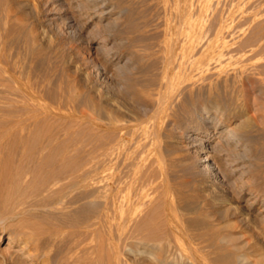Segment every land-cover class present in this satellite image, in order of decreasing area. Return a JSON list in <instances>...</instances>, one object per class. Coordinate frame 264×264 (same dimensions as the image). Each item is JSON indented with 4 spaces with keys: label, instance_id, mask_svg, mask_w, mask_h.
I'll return each mask as SVG.
<instances>
[{
    "label": "rangeland",
    "instance_id": "obj_1",
    "mask_svg": "<svg viewBox=\"0 0 264 264\" xmlns=\"http://www.w3.org/2000/svg\"><path fill=\"white\" fill-rule=\"evenodd\" d=\"M111 1V7L108 6L106 9H111L114 6L117 11L119 9L116 4H122L127 10L121 15L122 19L119 20L117 25L108 27L106 24H109L110 19L106 18L101 20V17L99 16L100 12L96 11L97 14L96 12L89 10L86 0H0V58H2L3 63L11 75L18 78L24 87L29 88L31 92L35 91L34 93H37L38 95L40 94L39 97L41 96V99L43 100L40 101L43 104L46 103V105L52 106V108L61 109V112L56 109L54 110L60 112L57 114H61L63 118L56 115L54 118L58 119L55 121L54 118H45V114H42L41 118L44 117L43 119L48 120L43 121V123L45 125L47 122L49 129H51L50 125L52 124L53 130L51 129L50 131L55 134L59 133V135H56L58 149L73 150L72 153L79 152L82 154H84L83 151H85L88 156L86 154H81V156H83L85 160L89 159L87 161L89 164L87 165V169L89 168L90 170V173L87 176L89 178H87L86 185L77 187L73 184L80 179V171L78 169L75 172V169L73 170V168L63 169L57 167L55 168L56 173H50L49 171H43L40 173L41 171H36L33 168L27 169L22 164L23 162L31 163L32 160H30L29 157L32 156L30 154L34 151L33 147V151L29 147L30 152L28 150L27 154H23L18 146H9V148L11 147V151H14L17 148V150L12 153H9L10 149L7 148L8 146L3 147V149L8 150H4V152L6 154L8 152L13 159L11 158V160L9 158L12 162L9 161V164L7 165L2 162L0 163V179L2 177V179H4H1L3 183L0 180V264H62V262L66 261L67 256L65 251L63 252L64 254L62 253L60 256L51 255L50 260L47 259L43 252L34 250L33 248L35 246H44L43 241L46 240L47 233H37L30 228L32 221L40 222V224L43 223L44 226L53 224L74 225L71 219L68 217L67 219L65 215L59 213L54 216L48 214L41 215L36 207L32 205L29 206L30 203H39L41 201L52 200L53 198L58 197L88 198V210L76 214L77 218L84 216L89 218L87 224L91 227L88 228L86 234L87 237L81 235V241L84 243L85 241L88 242L87 244H83L84 248L87 245V249L85 248L84 252L81 251L77 254H73L74 256L72 255V257L80 256L81 254L84 257L86 256L85 258H87L88 264H214L215 262L217 264H227L225 259H220V255L222 253H230V249L231 252H242V254L248 258V264H253V262L254 264H264V168H262L264 167V143L259 146V149L256 152L257 155L255 156V161L258 163V168H260L261 177L253 183L248 181V176H245L247 169L234 172V174L232 173L229 176L231 178H228V181L223 186L220 183H218L219 185L210 183L208 182L209 178L203 173V168L206 166V163L197 167L194 165V158L186 154V144L190 141L188 138H191L196 133V130H190V126L194 125V122L202 113L200 106L192 107L188 104L189 102H187L186 99L189 92L199 96L200 92L202 93L201 89L203 88V85L209 83L211 80H213L211 82L216 81L217 76H212L211 74L213 73L214 75V73H218L219 70L213 72L215 67H213L214 64L212 61L216 62H214V66H217L220 71L223 69L228 70V67H230L229 70H231L233 67H241V65L251 67V71L255 76L253 74L250 78L251 80H245L246 91L243 93L246 95L243 94L242 97L243 99L247 98L245 99V103L248 108H250L249 113L251 115L259 116L260 112H262L261 114H264V0H181L179 4L177 3L178 1L176 2V0H173V3L175 2L176 4L174 3L175 5H173L172 3L169 5V8L171 7L170 10L175 16L171 14L167 5L170 4L172 0H168L170 2L166 0L167 2L165 1V3L167 4L165 6L164 0ZM132 4H134V6ZM199 4L201 8L199 7ZM173 6L177 7L178 10ZM180 7L182 9L184 8V12L187 13L180 14V12H183ZM167 12L169 15H167ZM86 14L89 15V17L86 16ZM177 14H180L181 17L178 15L177 18ZM114 16H117V14ZM174 17H176L177 20H175L176 18ZM179 17L183 20L182 22ZM125 18L129 19L127 20ZM169 19H171L170 24L168 22L170 21ZM187 19L188 21H186ZM176 21L181 22L178 23V25L181 24V27L183 26L184 28L178 27ZM127 23L131 24L127 25ZM192 23L196 24L193 26ZM166 24L173 26L169 27V25L166 26ZM101 25H103L104 28ZM189 25L192 26L191 28L195 29V31L189 29ZM128 26L130 27L128 28ZM167 28H169V30ZM179 28L181 30L183 29L182 31L184 33L181 30H178ZM121 29L129 30L132 36H130V32L128 34L126 33L128 31L125 30L122 32ZM121 32L123 34H121ZM178 33H181V36L184 34L185 38H183L184 36L181 37ZM191 37H193L194 41L193 39H190ZM166 38H168V41H166ZM181 38L185 40L184 44H180L181 41L183 42V39ZM164 39L166 41L165 44ZM173 40H176L177 43H172ZM190 40L192 41V44L187 45V42L190 43ZM218 40H220V43H218ZM200 41L202 42L200 43ZM167 42H169V45H166L168 44ZM170 43H172L171 45L173 48L170 46ZM224 45L225 47L228 45V48H224ZM127 46L129 48H126ZM178 47L181 50L186 49L185 52H179V50H177ZM208 48L210 50H208ZM169 49L174 51L175 55L173 56V59H177L175 61V67L177 69H175V73L173 72L171 76L173 80L176 81L178 79V81L177 85H175L176 88L173 89L174 95H172L173 99L179 98L178 100L182 101L179 102L175 99L177 101L176 103L175 100H170L168 104L170 111H167L168 113L166 112V114L161 113L160 116V113L158 114L156 109V105H158L157 101H159V90L157 89H160L158 84L161 85V79L163 78L161 74L163 66L161 65H164L163 62L166 60ZM187 49H189V54L187 53ZM209 51L213 54L211 55ZM248 51L249 53H256L255 55L258 57L254 56L252 53L249 55V53H247ZM208 53L210 55H208ZM184 54L189 55H187V60V56ZM194 54L196 56H194ZM197 55H200V63L197 62ZM248 55L252 58V61L256 58L258 61L260 59L259 63L262 64H259V66L261 67L257 66L258 62L255 63L256 66L251 65L254 63L251 62L250 57L249 60L251 64L247 61ZM261 55L262 58H259ZM191 58L196 60L191 61ZM126 59H132V62L127 63ZM178 60L182 61L179 62ZM243 60L246 61L244 62ZM186 61H188L189 64ZM218 61L220 62L218 63ZM222 61L226 62L225 66L222 64ZM236 61H241L239 62L241 64L238 63V66ZM178 62L181 64L183 63V66L185 67L183 68L182 66L181 68V64ZM202 62L205 63L201 64ZM233 62L237 66L232 64ZM246 62L248 63L246 64ZM187 64L188 66L191 64L193 66L188 67L186 66ZM131 67L136 68L134 69ZM194 67H196L195 69L201 68L205 70H192ZM129 68H131V70H128ZM190 68L192 71H190ZM183 69L186 70L184 71ZM192 72H196L197 74L200 73L203 78L204 76H209L210 78L208 79L210 81L205 80V78L203 80L200 75L197 78L196 73ZM160 75L162 77H160ZM186 75L189 77L187 76L188 78H186ZM120 76L122 79H120ZM190 77L194 79L192 80ZM199 77H201L203 81ZM126 78H128V80ZM182 79H186V82H184V80L182 81ZM199 79L203 83H200L201 81L199 82ZM127 81L129 85L124 84V82L127 83ZM130 81L136 87H133L132 84L130 85ZM186 84H188V86H186ZM189 86L191 87L189 88ZM112 87L117 89H113ZM178 87L180 90H176ZM194 87L200 89H194ZM97 88L98 90H96ZM240 88L241 85L239 84L230 85V89L233 92L235 91L234 93H236V91L237 93H240ZM69 91L71 93H69ZM134 91H137L140 94L137 92L135 93ZM183 91L186 92L185 94L187 96L185 94L181 95ZM97 92L99 93L97 94ZM153 92H155L157 98ZM178 92H180L179 94L182 97L178 95ZM70 94H72V104L69 102ZM121 96L123 97L122 100ZM253 96L257 99L254 98L257 101V104L255 103ZM20 97L18 95V99H21ZM91 97H93V99ZM135 97L137 98L136 101L133 99ZM181 98L186 99L183 100ZM105 100L108 103H106ZM96 102H99V106ZM170 102H172L173 106H176V109L170 105ZM205 103H207V105L211 104L208 100H205ZM113 104H115V106ZM1 105L2 104H0V106ZM73 106L76 110H72ZM89 107L90 109L88 110L90 114L88 113V110H86ZM124 107H126V109ZM0 109L2 111L4 110L3 105ZM64 110L66 112L65 115V112L63 113ZM82 110H84L83 113ZM95 110L98 114H96L97 112ZM2 111H0V113ZM76 111L77 113L74 114ZM86 111L87 115L85 113ZM173 113H175L176 116ZM2 114H0V116ZM69 114L70 116L68 117L67 115ZM151 114H158L155 115L156 118L158 116V120L155 116V120H152L153 117ZM114 115H118L120 121L116 120V118L113 119V124H111L110 120ZM80 116H82V119H80ZM150 117L152 119H150ZM103 119H105L104 121L107 123H105ZM169 119L171 121H169ZM160 120L163 121L161 122ZM155 121H157V125L154 124ZM167 123H169V125ZM229 123L231 122L227 121L226 124ZM95 124H97V126ZM226 124L222 127H226ZM103 125L108 127L105 128L107 130L112 126L113 130L109 131L112 128L108 131L103 130ZM116 125L124 127H120L123 129L122 132H120L121 129H119V126L117 127ZM153 125L155 126L154 131L158 130L156 133L159 135L161 134L160 137L155 132L153 135V128H151ZM113 126H116L117 128ZM125 127H130L126 129L130 135L132 131L131 136L126 131ZM161 127L163 128L161 129ZM114 128L119 130V133H117L118 131L116 132V129ZM168 128L169 130H167ZM159 130L162 131L159 132ZM166 130L168 133H166ZM113 131H115L116 134L111 135V137L108 135L107 137V134H111ZM65 132L70 134L68 135ZM120 133L123 135H118L117 137V134ZM64 135H66V138L64 137L63 139ZM155 136L157 138H155ZM60 137L61 140L59 139ZM114 137L119 141L117 142ZM119 137L121 140L118 139ZM69 138L75 140L74 144L73 140L71 139L72 141H70ZM58 139L60 140V143L58 142ZM215 139L216 138L214 137H209V142L212 143ZM77 140L78 143L80 142L81 146L76 143ZM105 141L109 143L108 148L103 146L107 151L103 147L101 148L103 151L105 150L107 152V155H105L106 152H103L100 148V146L107 143ZM61 142L63 144H61ZM68 142L73 147L70 146ZM152 142H154V144H151ZM116 144L118 146H115ZM149 144L151 146L153 145L154 147H152L155 150ZM62 145H65V147ZM75 145H78L80 147L79 149L84 147L82 152L81 150L79 151L78 147ZM59 146H62L63 148H60ZM113 146L115 147L111 150L110 147ZM68 147L70 148L68 149ZM111 151L113 152L108 154ZM13 153H15V158L13 157ZM21 153L23 154L21 155L23 158L19 156ZM153 153H155L156 156L159 153L157 156L158 160L156 158L154 159L156 156ZM152 154L154 157L151 156ZM10 155H6V157H10ZM18 156L21 158V162L18 159ZM106 156H108V158ZM170 158L173 159L171 160ZM159 160H163L162 162L165 165H162V162L161 164H158ZM172 161L173 164L171 165L170 163ZM167 163L169 165H166ZM156 165L160 168L159 171L161 173L159 175L157 173L158 167ZM154 166L157 167L156 170H154ZM164 166L166 169L165 174L168 173L167 175L164 173L162 174V172H165L163 171ZM240 166L241 164H237V167ZM231 168L232 167H229V169ZM3 171H6V174H4ZM171 174L172 177H170ZM163 175L166 179H164ZM176 178L178 180H176ZM159 179H161L160 183L158 181ZM171 179L173 180L171 181ZM177 183L179 184L177 185ZM165 185L166 190L162 188V186L165 187ZM252 188L258 192H256L258 194L257 196L250 194ZM163 191L166 192L164 193ZM125 194H127V197H125ZM166 194L169 195L167 196ZM119 195L124 198H120ZM184 195H186V198ZM114 198H119L120 205L122 204L119 206L122 216L119 224L114 221L113 211L111 210L112 205L110 206V203L112 204ZM126 198H129L130 202L128 199L126 200ZM96 204H98L99 207ZM126 204L131 205L127 206ZM106 210H109L108 213H111L109 214V217L111 216L112 218L110 217L109 221H104L103 219ZM130 210L132 212L134 211L133 217L135 218L132 221H130L128 216ZM21 213L24 215L22 216ZM16 214H19V217ZM29 218H33V220H29ZM38 219L40 221H38ZM132 222H134V224H132ZM73 227L75 228L73 230H84V228L81 227ZM211 230L212 234L210 232ZM28 236H32L35 241H27ZM114 236L116 237L115 239H113ZM225 236L229 237L231 241L225 244L218 242L214 244L216 240L218 241V239ZM90 242H92L93 245L92 243L90 244ZM200 242H202V245L205 247L202 246ZM115 243L117 248L116 250H113V245ZM210 243H213L214 245ZM90 246H92V248ZM198 246L199 248H204L205 251L202 250L203 253L202 251L200 253L199 251L201 248L199 249ZM222 246L224 249H222ZM216 247H218L219 250L216 249ZM219 247H221V249ZM207 248L209 249V252L206 250ZM89 250H91L89 253L90 255L87 256ZM194 250H196L195 253ZM223 250H225V252ZM97 251L100 252L97 253ZM216 252H218L219 255ZM199 254L200 256L198 257ZM206 256L209 257L206 258Z\"/></svg>",
    "mask_w": 264,
    "mask_h": 264
},
{
    "label": "bare ground",
    "instance_id": "obj_2",
    "mask_svg": "<svg viewBox=\"0 0 264 264\" xmlns=\"http://www.w3.org/2000/svg\"><path fill=\"white\" fill-rule=\"evenodd\" d=\"M84 1V0H83ZM141 1V0H140ZM165 1L166 0H164V3H165ZM168 1V0H167ZM166 1V2H167ZM178 1V2H177ZM181 0H176V2L179 4V2H180ZM86 2L88 3V8H89V10H91V11H94V12H96V11H98V12H100V17H101V20H104V19H106V18H109L110 20V22H109V24L107 23L106 25H108V27H112V26H114V25H117L118 23H119V20L120 19H122L121 18V15L123 14V13H125V10H127L124 6H122V4H116L117 5V7H118V9L119 10H117L116 11V9L114 8V6H113V8H109V9H106L108 6H110L111 4H112V1L111 0H86ZM116 2V1H115ZM114 2V3H115ZM168 2H170V1H168ZM144 3V2H143ZM146 3V2H145ZM173 3V0L171 1V3L170 4H167V3H165L164 4V6L167 4L168 5V8H169V5H171ZM175 3V2H174ZM173 3V5H175ZM73 4V3H72ZM133 6H134V4H132ZM182 5V4H181ZM70 6V5H69ZM84 6H86V5H84ZM16 7V6H15ZM111 7V6H110ZM173 7H175V6H173ZM199 7L201 8V6H200V4H199ZM14 8V7H13ZM171 8V7H170ZM170 8H169V10H170ZM177 10H178V8L177 7H175ZM174 8V9H175ZM181 8V7H180ZM180 8H179V10H180ZM12 9V8H11ZM10 9V10H11ZM74 9V8H73ZM83 9H85V8H83ZM87 9V8H86ZM137 9H139V8H137ZM166 9H167V6H166ZM182 9V8H181ZM184 9V8H183ZM182 9V13L180 12V14H185V13H187V12H184V10ZM196 9H198V8H196ZM14 10V9H13ZM176 10V11H177ZM194 10V9H193ZM200 10V9H199ZM74 11V10H73ZM88 11V10H87ZM168 11V10H167ZM171 11V10H170ZM169 11V12H170ZM176 11H175V13H176ZM187 11V10H186ZM197 11V10H196ZM195 11V12H196ZM93 12V13H94ZM118 12V13H117ZM178 12V13H179ZM19 13V12H18ZM73 13V12H72ZM77 13V12H76ZM81 13V12H80ZM89 13V12H88ZM92 13V12H91ZM97 13V12H96ZM131 13V12H130ZM140 13V12H139ZM191 13V12H190ZM98 14V13H97ZM117 14V16H114V15H116ZM136 14V13H135ZM171 14H172V11H171ZM180 14H177V18H178V15L180 16ZM195 14H197V13H195ZM17 15V14H16ZM19 15V14H18ZM167 15H169V13L167 12ZM173 16H175L174 14H172ZM81 16V15H80ZM86 16H88L89 17V15H87L86 14ZM96 16V15H95ZM165 16V15H164ZM185 16V15H184ZM183 16V17H184ZM198 16V15H197ZM74 17V16H73ZM126 17V16H125ZM132 17H133V15H132ZM134 17H135V15H134ZM181 17V16H180ZM179 17V18H180ZM182 17V18H183ZM130 18H131V15H130ZM170 18H171V16H170ZM174 18H176V17H174ZM177 18L175 19V20H177ZM125 19H129V18H125ZM172 19V18H171ZM171 19H169L170 21H168L169 22V24H170V22H171ZM184 19V18H183ZM175 20H173V21H175ZM180 20H181V18H180ZM185 20V19H184ZM123 21H125V20H123ZM167 21V20H166ZM178 21H179V19H178ZM183 20H181V22H182ZM186 21H188V19L186 20ZM127 22V21H126ZM126 22H124V23H126ZM181 22H177L176 21V23H177V26L178 27H180V28H182L181 27V24L180 25H178V23H181ZM192 22V21H191ZM102 23V22H101ZM124 23H123V25H124ZM173 23V22H172ZM175 23V22H174ZM186 23V22H185ZM190 23V22H189ZM200 23V22H199ZM221 23V22H220ZM129 24H131V23H129ZM128 23H127V25H129ZM168 24V25H169ZM193 24V26L196 24H194V23H192ZM191 24V25H192ZM201 24V23H200ZM122 25V24H121ZM167 24H166V26H168ZM183 25V24H182ZM202 25V24H201ZM102 27H103V25H101ZM125 26H126V24H125ZM173 26V25H172ZM172 26H170L169 25V27H172ZM190 26V25H189ZM121 27V26H120ZM130 26H128V28H129ZM192 26H190V28L189 29H192L193 31H195V29H193V28H191ZM104 28V27H103ZM166 28V27H165ZM174 28V27H173ZM178 29V30H181V29ZM184 28V27H183ZM168 30H169V28H167ZM122 30V29H121ZM128 31V32H126V33H128L129 34V30H127V29H124V30H122V32L123 31ZM171 30H172V28H171ZM183 30V29H182ZM181 30V31H182ZM191 30V31H192ZM114 32V31H113ZM121 32V34H123ZM178 32H180V31H178ZM183 32V31H182ZM181 32V33H182ZM199 32V31H198ZM198 32H197V34H198ZM107 33V32H106ZM115 33V32H114ZM181 33H178V34H180V36H181ZM184 33V32H183ZM112 34V33H111ZM108 35V34H107ZM114 35V34H113ZM120 35V34H119ZM168 35V34H167ZM111 36V35H110ZM125 36H126V34H125ZM124 36V37H125ZM130 36H132L131 35V32H130ZM129 36V37H130ZM175 36V35H174ZM182 36H184V34H182ZM181 36V37H182ZM171 37V36H170ZM197 37V36H196ZM105 38V37H104ZM107 38H108V36H107ZM183 38H185V36L183 37ZM183 38H181V39H183ZM187 38H188V36H187ZM219 38V37H218ZM106 39V38H105ZM104 39V40H105ZM191 40L193 39V37H191L190 38ZM198 39V38H197ZM119 40V39H118ZM189 40V39H188ZM190 40V43H188L187 42V45L188 44H192L191 41ZM198 40H200V39H198ZM120 41V40H119ZM164 41H165V39H164ZM166 41H168V38H166ZM166 41L164 42V44L166 43ZM193 41H194V39H193ZM213 41V40H212ZM219 42L218 43H220V40H218ZM104 42V41H103ZM126 42V41H125ZM173 42H175V43H177V41L175 40H173L172 41V43ZM180 42V41H179ZM178 42V43H179ZM202 41H200V43H201ZM119 43V42H118ZM168 44H166V45H169V42H167ZM172 43H170V46H172L171 44ZM181 43H185V40L183 39V42L181 41L180 42V44ZM204 43V42H203ZM213 43V42H212ZM231 43V42H230ZM120 44H122V43H120ZM226 44V43H225ZM186 45V46H187ZM235 45V44H234ZM132 46H134V45H132ZM197 46V45H196ZM208 46V45H207ZM210 46H213V45H210ZM221 46V45H220ZM256 46V45H255ZM131 47V46H130ZM135 47V46H134ZM191 47V46H190ZM216 47V46H215ZM219 47V46H218ZM222 47V46H221ZM250 47V46H249ZM126 48H129L128 46L126 47ZM172 48H173V46H172ZM171 48V49H172ZM183 48V47H182ZM213 48V47H212ZM224 48H228V45L225 47V45H224ZM176 49V48H175ZM192 49V48H191ZM190 49V50H191ZM198 49V48H197ZM196 49V50H197ZM200 49H201V47H200ZM199 49V50H200ZM223 49V48H222ZM177 50H179V52H185V50H181V49H179V47L177 48ZM188 50L189 49H187V53L189 54V52H188ZM205 50V49H204ZM208 50H210L209 48H208ZM212 50V49H211ZM253 50V49H252ZM198 51V50H197ZM200 51H202V50H200ZM199 51V52H200ZM224 51H225V49H224ZM263 51V50H262ZM140 52H142V51H140ZM162 52V51H161ZM191 52V51H190ZM210 52V54L212 55L213 53H211V51H209ZM220 52V51H219ZM222 52V51H221ZM251 52V51H250ZM257 52H259V51H257ZM132 53V52H131ZM177 53V52H176ZM193 53V52H192ZM247 53H249V51L247 52ZM252 53V52H251ZM251 53H249V55L251 54ZM164 54V53H163ZM187 54V55H188ZM195 54H196V52H195ZM194 54V56H196ZM198 54H200V53H198ZM209 53H208V55H210ZM254 56H256L255 54L256 53H252ZM257 54H259V53H257ZM262 54V53H261ZM140 55V54H139ZM175 54H174V51H172V50H170L169 49V51H168V55H167V57H166V60H165V62H163L164 63V65H161V66H163V69H162V76H163V78L161 79V78H159V79H161V85L160 84H158V87L160 88V89H157V90H159V101H157L158 102V105H156L157 106V111H158V114L160 113V116H161V113L162 114H166V112L168 111H170V108H168V104H169V101L170 100H175V99H173V89L174 88H176L175 87V85H177V81H178V79L175 81V80H173V78H172V73L174 72L175 73V69H177L176 67H175V61L177 60H174L173 59V56H174ZM184 55H186V54H184ZM186 55V56H187ZM202 55V54H201ZM215 55V54H214ZM247 56L248 57V62L251 64V62L252 63H254V64H251V65H255L256 66V64L255 63H257L258 65L257 66H259V64H262V63H259L260 62V59L259 58H262V55L261 56H259V61L258 60H256L257 58L256 57H258V56H256L255 58L256 59H254V57H253V59H254V61H252V58L250 57V56ZM6 56V55H5ZM135 56V55H134ZM137 56H138V53H137ZM186 56H184V57H186ZM189 56V55H188ZM188 56L186 57V60H187V58H188ZM200 56V55H199ZM199 56L197 55V59H198V63H200V61H199ZM123 57V56H122ZM202 57V56H201ZM217 57V56H216ZM237 57V56H236ZM243 57V56H242ZM251 59H250V58ZM129 58V57H128ZM132 58H134V57H132ZM177 58H180V57H177ZM182 58V57H181ZM244 58V57H243ZM183 59V58H182ZM201 59H203V58H201ZM247 59V58H246ZM251 60V62H250V60ZM190 60V59H189ZM193 60H196V59H193V58H191V61H193ZM207 60V59H206ZM221 60V59H220ZM136 61H138V60H136ZM162 61H163V59H162ZM179 62H181L182 60H178ZM184 61V60H183ZM205 61V60H204ZM208 61V60H207ZM207 61H205V62H207ZM244 62L246 61V60H243ZM126 62L127 63H131L132 62V59H126ZM178 62V63H179ZM186 62H188V61H186ZM196 62V61H195ZM205 62H202L201 64H203V63H205ZM213 62V64L215 65V61H212ZM212 62H211V64H212ZM215 62V63H214ZM220 61H218V63H219ZM223 62V61H222ZM237 62V61H236ZM239 62H241V61H239ZM239 62H237V65L239 66V64H241V63H239ZM248 62H246V64L248 63ZM262 62V61H261ZM134 63V62H133ZM194 63V62H193ZM192 63V64H193ZM208 63V62H207ZM226 62L224 61L222 64H224V66L226 65L225 64ZM239 63V64H238ZM144 64V63H143ZM179 64H181V63H179ZM188 64H189V62H188ZM188 64L186 65V66H188ZM189 65L188 67H190V66H193L194 64H196V63H194L193 65ZM200 64V65H201ZM212 64V65H213ZM221 64V63H220ZM232 64H234L235 66H237L234 62L232 63ZM244 64V63H243ZM111 65V64H110ZM140 65H141V63H140ZM152 65H153V63H152ZM178 65V64H177ZM209 65H210V63H209ZM213 65V67H215L214 68V71L213 72H216L217 70H219L218 71V73H214V75H213V73L211 74L212 76H217L216 77V81H214V82H211V81H213V80H209L208 78H210L209 76L208 77H206V76H204V78H205V80H208V81H210L209 83H207V84H205V85H203L202 87V89H201V91H202V93L200 92V95L198 96H196V95H194V94H191L190 92L188 93V96L185 94L186 92L185 91H183V93H181V95H186L187 96V99L186 98H184V99H186L187 100V102H189L188 104H190L192 107H195V106H200V109L202 110V113L199 115V117H198V119L194 122V125H191L190 126V130H196V133L191 137V138H188V139H190V141L189 142H187V147H186V154L188 155V156H191V157H193L194 158V160H195V163H194V165L195 166H197V167H199V165H202L203 163L205 164L206 163V166H204V168H203V173H204V175H206L207 176V178H209V181L208 182H210V183H213V184H218V183H220L222 186L223 185H225V183L228 181V178H231V177H229L232 173L234 174V172H239V171H241V170H243V169H247V173H245V176H248V181L249 182H255L256 180H258L261 176V174H260V168H258V163L255 161V156L257 155L256 154V152L258 151V149H259V146H261L263 143H264V114H261L262 112H260V115L259 116H253V115H251L249 112V109L250 108H248V106H247V104L245 103V99H247V98H245V99H243V94H245V93H243V92H245L246 90H245V88H246V84H245V80H247V79H250L251 78V76L254 74V73H252V71H251V67H248V66H246V65H241V67L239 66V67H236V68H234L233 67V69H231V70H229V68L230 67H228L227 69L228 70H222V71H220V69H218L217 68V66H214ZM182 66H183V63L181 64V68H182ZM211 66V65H210ZM228 66H229V64H228ZM129 67V66H128ZM185 66H183V68H184ZM227 67V66H226ZM225 67V68H226ZM259 67H261V66H259ZM258 67V68H259ZM125 68H127V67H125ZM131 68H134V67H131ZM131 68H129L128 70H131ZM136 68V67H135ZM134 68V69H135ZM162 68V67H161ZM192 68V67H191ZM191 68H190V71H192V70H197V69H195L196 67H194V69H192L191 70ZM204 68H206V67H204ZM253 68V67H252ZM213 69V68H212ZM254 69V68H253ZM263 69V68H262ZM137 70V69H136ZM184 70V69H183ZM186 70V69H185ZM184 70V71H185ZM199 70H205V69H201V68H199L198 69V71ZM258 70H260V69H258ZM133 71V70H132ZM183 71V72H184ZM261 71V70H260ZM140 72V71H139ZM180 72V71H179ZM255 72V71H254ZM263 72V71H262ZM10 72L7 70V68H6V66H5V64L3 63V60H2V58H0V104H2L3 105V111L0 109V111H2L3 112V114H2V112L0 113V114H2L1 116H0V163L2 162V163H4L5 165H7V164H9V158L11 159L12 157H11V155L10 154H8V152H7V154L4 152V150H7V149H3V147L4 146H8L7 148H9V146H14V147H16V146H18L20 149L19 150H21L22 151V153L23 154H27V152H28V150H29V147L31 148V150L33 151V149H34V151L30 154V155H32V156H30L29 157V159L30 160H32L31 161V163H22L23 164V166L25 167V168H27V169H30V168H33L34 170H36V171H41L40 173H42L43 171H49L50 173H56L55 172V168H57V167H61V168H63V169H70V168H73V170L76 172V170L78 169L79 171H80V179H79V181L78 182H75L73 185L75 186H85L86 185V183H87V178H89V177H87L88 176V174L90 173V170H89V168L87 169V165H89L88 163H87V161L89 160L88 158V160H85V158L83 157V156H81V154L82 153H79V152H77V153H72V151H69V150H66V149H58V147H57V138H56V135L58 134L59 135V133H57L56 131V133L57 134H55V133H53V132H51L50 130L52 129L53 130V125L51 124L50 125V127H51V129H49V125H47V122H46V124L44 125V123H43V121H45V120H47V119H43V118H41L42 116V114H45V118H47V117H49V119H53L54 117H56V115H58V116H61V114L59 115V114H57V113H60L61 111V109H57V108H52V106H48V105H46V103L45 104H43L41 101H43L42 99H41V96L39 97V95L37 94V93H34V92H31V90H29V88H26V87H24V85H22V83H20V81L18 80V78H16L15 76H13V75H11V73L9 74ZM14 73V72H13ZM112 73H114V72H112ZM147 73V72H146ZM177 73V72H176ZM192 73H196V72H192ZM200 73H201V71H200ZM200 73L199 74H197L196 73V75H197V78H198V76L200 75ZM117 74V73H116ZM120 74V73H119ZM123 74V73H122ZM129 74V73H128ZM136 74V73H135ZM182 74V73H181ZM180 74V75H181ZM185 74V73H184ZM259 74V73H258ZM261 74V73H260ZM263 75V74H262ZM138 76V75H137ZM161 75H160V77H162ZM185 76V75H184ZM188 75H186V78H188L187 77ZM193 76V75H192ZM191 76V77H192ZM201 77H202V75H200ZM254 76H255V74H254ZM159 77V76H158ZM190 77V78H191ZM195 77V76H194ZM201 77H199L201 80H202V78ZM259 77H260V75H259ZM112 78V77H111ZM123 78H125V77H123ZM141 78V77H140ZM183 78V77H182ZM185 78V77H184ZM196 78V79H197ZM204 78H203V80H204ZM120 79H122L121 78V76H120ZM127 80H128V78H126ZM142 79V78H141ZM192 79V78H191ZM194 79V78H193ZM192 79V80H193ZM195 79V80H196ZM199 79V82L201 81ZM259 79H261V78H259ZM263 79V78H262ZM110 80V79H109ZM139 80V79H138ZM184 80V82H186L185 80L186 79H182V81ZM202 80V81H203ZM251 80V79H250ZM255 80V79H254ZM140 81H142V80H140ZM189 81V80H188ZM187 81V82H188ZM200 82V83H203V82ZM257 81V80H256ZM9 82H11V83H13V84H11V83H9ZM123 82V81H122ZM146 82V81H145ZM184 82H183V84H184ZM111 83V82H110ZM120 83V82H119ZM178 83H180V82H178ZM196 83V82H195ZM248 83V82H247ZM258 83V82H257ZM124 84H127V85H129L128 84V81H127V83H125L124 82ZM132 83H131V81H130V85H131ZM181 84V83H180ZM182 84V85H183ZM188 84H189V82H188ZM188 84H186V86H188ZM193 84V83H192ZM231 84H239V85H241V88H240V93H237V91H236V93H234L233 91H231V89H230V85ZM253 84V83H252ZM263 84V83H262ZM108 85V84H107ZM110 85V84H109ZM112 85H113V83H112ZM112 85H110V86H112ZM133 85V84H132ZM160 85V86H159ZM190 85V84H189ZM195 85V84H194ZM200 85V84H199ZM198 85V86H199ZM259 85H260V83H259ZM90 86V85H89ZM88 86V87H89ZM138 86V85H137ZM196 86V85H195ZM197 86V87H198ZM254 86V85H253ZM86 87V86H85ZM123 87H126V86H123ZM128 87V86H127ZM133 87H136V86H134L133 85ZM180 87V86H179ZM178 87V89H176V90H180V88ZM191 86H189V88H190ZM200 87V86H199ZM262 87V86H261ZM28 89V90H26V89ZM77 88H79V87H77ZM104 88H105V86H104ZM110 88V87H109ZM113 88V87H112ZM131 88V87H130ZM188 88V89H189ZM192 88H193V86H192ZM196 87H194V89H195ZM252 88H254V87H252ZM113 89H117V88H113ZM126 89V88H125ZM196 89H200V88H196ZM235 89V88H234ZM237 89V88H236ZM96 90H98V88L96 89ZM100 90V89H99ZM107 90V89H106ZM120 90V89H119ZM122 90H123V88H122ZM128 90V89H127ZM134 90V89H133ZM136 90H138V89H136ZM257 90V89H256ZM129 91V90H128ZM196 91V90H195ZM252 91V90H251ZM263 91V90H262ZM84 92H85V90H84ZM135 92V91H134ZM137 92V91H136ZM135 92V93H136ZM152 92V91H151ZM188 92V91H187ZM193 92V91H192ZM197 92V91H196ZM239 92V91H238ZM69 93H71L70 91H69ZM80 93V92H79ZM99 92H97V94H98ZM100 93H101V91H100ZM137 93H139V92H137ZM154 94H155V92H153ZM180 92H178V95L180 96V97H182L180 94H179ZM198 93V92H197ZM81 94V93H80ZM140 94V93H139ZM156 94H157V91H156ZM156 94H155V96H156ZM173 94V95H172ZM199 94V93H198ZM248 94V93H247ZM258 94V93H257ZM18 95H19V97L21 98V99H18ZM127 95V94H126ZM176 95V94H175ZM246 95V94H245ZM254 95V94H253ZM29 96V97H28ZM70 96V99H69V102L71 103V97H72V94H70L69 95ZM90 96V95H89ZM94 96V95H93ZM99 96V95H98ZM101 96V95H100ZM117 96H118V94H117ZM141 96V95H140ZM154 96V95H153ZM178 96V97H179ZM203 96V97H202ZM255 96V95H254ZM253 96V99L255 98ZM106 97V96H105ZM137 97V96H136ZM133 98L135 101H136V99L137 98ZM171 97H172V99H171ZM184 97V96H183ZM250 97V96H249ZM248 97V98H249ZM90 98V97H89ZM92 99H93V97H91ZM100 98V97H99ZM120 98V97H119ZM122 96H121V100H122ZM126 98V97H125ZM124 98V99H125ZM130 98V97H129ZM156 98H157V96H156ZM263 98V97H262ZM111 99H116V98H111ZM179 99V98H178ZM178 99H176L177 101H179ZM181 99H183V98H181ZM183 99V100H184ZM256 99V98H255ZM254 99V100H255ZM260 99V98H259ZM41 100V101H40ZM133 100V101H134ZM138 100H139V98H138ZM155 100H157V99H155ZM175 100V101H176ZM186 100H185V102H186ZM205 100H208V102L210 101V105H207V103H205ZM257 100V99H256ZM255 100V103L257 102ZM75 101V100H74ZM91 101V100H90ZM110 101V100H109ZM113 101H116V100H113ZM112 101V102H113ZM128 101V100H127ZM140 101V100H139ZM139 101H138V103H139ZM177 101H176V103H177ZM180 101H182V100H180ZM179 101V102H180ZM264 101V100H263ZM105 102L106 103H108L106 100H105ZM248 102V101H247ZM259 102V101H258ZM74 103H76V102H74ZM96 103H98V106H99V102H96ZM156 103V102H155ZM176 103L174 102V104L176 105ZM182 103V102H181ZM260 103V102H259ZM72 104V103H71ZM71 104H70V106H71ZM129 104V103H128ZM157 104V103H156ZM200 104V105H199ZM250 104V103H249ZM254 104V103H253ZM257 104V103H256ZM2 105L0 106V107H2ZM101 105V104H100ZM103 105V104H102ZM114 106H115V104H113ZM155 105V104H154ZM170 105H172V102H170ZM262 105V104H261ZM264 105V104H263ZM98 106H97V108H98ZM113 106V107H114ZM129 106V105H128ZM173 106V105H172ZM187 106V105H186ZM253 106V105H252ZM252 106H249V107H252ZM259 106V105H258ZM72 107V106H71ZM174 108L176 107V106H173ZM173 107H171L172 109H174ZM262 107V106H261ZM260 107V108H261ZM70 108V107H69ZM97 108H96V110H97ZM115 108V107H114ZM125 109H126V107H124ZM255 108V107H254ZM254 108H253V110H254ZM54 109H56V110H58V111H60V112H57L56 110H54ZM71 109V108H70ZM81 109V108H80ZM88 109H90V107L89 108H87L86 110H88ZM153 109V108H152ZM155 109V110H156ZM176 109V108H175ZM198 109V108H197ZM252 109V108H251ZM66 110V109H65ZM65 110L63 111V113L65 112ZM72 110H76L75 108H74V106H73V109ZM95 110V111H96ZM98 110H101V109H98ZM130 110V109H129ZM80 111V110H79ZM132 111V110H131ZM84 112V110H82V113ZM97 112V111H96ZM109 112V111H108ZM134 112V111H133ZM167 112V113H168ZM171 112H172V110H171ZM174 112H176V111H174ZM180 112V111H179ZM178 112V113H179ZM258 112V111H257ZM73 113V112H72ZM77 113V111L74 113V114H76ZM86 113V115H87V111L85 112ZM88 113L90 114V112H89V110H88ZM152 113V112H151ZM155 113V112H154ZM177 113V112H176ZM66 114V112L64 113V115ZM96 114H98V112L96 113ZM158 114H155V115H158ZM175 116H176V114L175 113H173ZM100 115H102V114H100ZM155 115H152L151 114V116L153 117V119L150 117V119H152V120H155V118H156V116ZM57 116V117H58ZM68 117L70 116V114L69 115H67ZM109 116V115H108ZM154 116H155V118H154ZM159 116V117H160ZM166 116V115H165ZM62 117V116H61ZM66 117V116H65ZM67 117V118H68ZM72 117V116H71ZM73 117H74V115H73ZM82 116H80V119H82L81 118ZM86 117V116H85ZM88 117V116H87ZM91 117H92V115H91ZM94 117V116H93ZM113 117V116H112ZM164 117V116H163ZM187 117V116H186ZM197 117V116H196ZM63 118V117H62ZM89 118V117H88ZM97 118V117H96ZM99 118V117H98ZM117 118V119H116ZM157 118H158V116H157ZM156 118V119H157ZM166 118V117H165ZM167 118H168V116H167ZM179 118V117H178ZM194 118V117H193ZM55 119V118H54ZM58 119V118H57ZM57 119H55V121L57 120ZM91 119V118H90ZM113 119H116V120H119L118 119V115H114V117L113 118H111V120H110V122H111V124H113ZM136 119V118H135ZM137 119H138V117H137ZM139 119L141 120V118L139 117ZM161 119V118H160ZM105 119H103V121H104ZM108 120V119H107ZM158 120V119H157ZM168 120V119H167ZM48 121V120H47ZM81 121V120H80ZM86 121V120H85ZM84 121V122H85ZM120 121V120H119ZM161 122L163 121V120H160ZM169 121H171L170 119H169ZM174 121V120H173ZM176 121H177V119H176ZM227 121H229V122H231V123H229V124H226L227 123ZM94 122H96V121H94ZM98 122V121H97ZM105 122V121H104ZM167 122V121H166ZM105 123H107V122H105ZM140 123V122H139ZM157 123V121H155L154 122V124L155 125H157L156 124ZM159 123V122H158ZM179 123V122H178ZM94 124V123H93ZM152 124H153V121H152ZM159 124H161V123H159ZM164 124V123H163ZM168 125H169V123H167ZM224 124H226L227 126L226 127H222ZM96 126H97V124H95ZM100 125V124H99ZM105 125V124H104ZM103 125V130H107V129H105V128H108V127H105V126H107V125H105L104 126ZM119 125H121V124H119ZM119 125H116L117 127L119 126ZM136 125H137V123H136ZM166 125V124H165ZM111 126V125H110ZM109 126V127H110ZM116 126H113V127H116ZM124 126V125H123ZM125 126H128V125H125ZM130 126V125H129ZM163 126V125H162ZM102 127V126H101ZM116 127V128H117ZM120 127H122V126H119V129H121V131L120 132H122V128H124V127H122V128H120ZM154 125L153 126H151V128H153V135H154V132L156 133V131H158V130H155L154 131ZM157 127V126H156ZM164 127H166V126H164ZM176 127V126H175ZM99 128V127H98ZM98 128H96V129H98ZM111 128H112V126H111ZM111 128H109V129H111ZM116 128H114V129H116ZM126 128H130V127H125V129ZM158 128H159V126H158ZM157 128V129H158ZM163 127H161V129H162ZM167 128V127H166ZM189 128V127H188ZM67 129V128H66ZM108 129V130H109ZM150 129V128H149ZM107 130V131H108ZM113 130V128L111 129V130H109V131H112ZM167 130H169V128L167 129ZM167 130H166V133H168L167 132ZM118 131V132H117ZM126 131H127V129H126ZM162 131V130H161ZM160 130H159V132H161ZM172 131H173V129H172ZM172 131H169V132H172ZM106 132V131H105ZM113 132H115V131H113ZM111 133V134H107V137H108V135L111 137V135H113V134H116V132L117 133H119V130H117L116 129V132L115 133ZM128 132V131H127ZM174 132V131H173ZM178 132H179V130H178ZM65 133H67V132H65ZM98 133V132H97ZM129 133V132H128ZM68 134V133H67ZM70 134V133H69ZM68 134V135H69ZM73 134V133H72ZM127 134V133H126ZM156 134H158V133H156ZM155 134V135H156ZM170 134V133H169ZM76 135V134H75ZM82 135V134H81ZM118 135H123V134H117V137H118ZM125 135V134H124ZM129 135H130V133H129ZM131 135H132V131H131ZM130 135V136H131ZM161 135V134H160ZM160 135L158 134V136L160 137ZM174 135V134H173ZM115 136V135H114ZM126 136V135H125ZM152 136V135H151ZM150 136V137H151ZM175 136H177V135H175ZM58 137V136H57ZM64 137L66 138V135H64L63 136V139H64ZM98 137V136H97ZM109 137V138H110ZM120 137H122V136H120ZM120 137L118 138V139H120ZM124 137V136H123ZM129 137V136H128ZM173 137V136H172ZM209 137L211 138V137H214V138H216L215 139V141L214 142H209ZM72 138H73V135H72ZM71 138V139H72ZM115 138V137H114ZM152 138V137H151ZM155 138H157L156 136H155ZM154 138V139H155ZM166 138V137H165ZM60 140H61V137L59 138ZM58 139V142L60 143V140ZM70 139V138H69ZM70 139V141H72L73 140V144H74V142H75V140L74 139H72L71 140ZM75 139H78V138H75ZM107 139V138H106ZM141 139V138H140ZM147 139V138H146ZM115 140H117L116 138H115ZM121 140V139H120ZM133 140V139H132ZM148 140V139H147ZM160 140V139H159ZM65 141H66V139H65ZM69 141V140H68ZM109 141H111V140H109ZM119 140H117V142H118ZM62 142H64V141H62ZM61 142V144H63ZM105 142H107V141H105ZM104 142V143H105ZM112 142V141H111ZM116 142V143H117ZM66 143V142H65ZM69 143V142H68ZM67 143V144H68ZM72 143V142H71ZM77 144H79V146H81L80 145V142L78 143V140H77V142H76ZM160 143V142H159ZM67 144H65V145H67ZM107 144H108V146H107ZM137 144V143H136ZM151 144H154V142H152ZM65 145L63 146V147H65ZM69 145L70 146H72L70 143H69ZM106 145V146H105ZM123 145V144H122ZM126 145V144H125ZM142 145V144H141ZM150 145V144H149ZM11 146V147H12ZM62 146H59L60 148H63ZM76 146V145H75ZM74 146V147H75ZM78 145L76 146V147H78V149L80 148ZM88 146V145H87ZM89 146H91V145H89ZM109 147V143L107 142L106 144H104V145H102V146H100V148L101 147ZM115 146H118L117 144L115 145ZM115 146H113V147H110L111 148V150L115 147ZM151 146V145H150ZM153 146V145H152ZM151 146V147H152ZM159 146V145H158ZM185 146V145H184ZM184 146H182V147H184ZM11 147L9 148L10 150H9V153H12V152H14L15 150H17V148L15 149L14 147V151H11ZM32 147H33V149H32ZM73 147V146H72ZM75 147V148H76ZM92 147V146H91ZM90 147V148H91ZM94 147V146H93ZM103 147V148H104ZM125 147V146H124ZM141 147V146H140ZM139 147V148H140ZM154 147V146H153ZM152 147V148H153ZM165 147V146H164ZM70 147H68V149H69ZM84 148V147H83ZM83 148H81V149H79V151L81 150V152H82V150H83ZM86 148V147H85ZM89 148V147H88ZM117 148V147H116ZM161 148V147H160ZM159 148V149H160ZM77 149V148H76ZM102 149V148H101ZM104 149H106V148H104ZM121 149V148H120ZM154 149V148H153ZM13 150V149H12ZM110 150V149H109ZM155 150V149H154ZM8 151V150H7ZM11 151V152H10ZM77 151V150H76ZM102 151H103V149H102ZM105 151V150H104ZM103 151V152H104ZM106 151H107V149H106ZM105 151V152H106ZM262 151V150H261ZM18 152V151H17ZM29 152H30V150H29ZM84 152V154H86L85 153V151H83ZM109 152V151H108ZM113 151H111L110 153H108V154H111ZM153 152H155V151H153ZM16 153V152H15ZM15 153H13V157L15 158V156H14V154ZM18 154L20 157H21V155H23V154ZM156 153V152H155ZM155 153H153L154 155H155ZM29 154V153H28ZM84 154H82V155H84ZM105 154V153H104ZM114 154H117V153H114ZM151 155V156H153L154 157V155ZM159 154V153H158ZM158 154H157V156H158ZM161 154V153H160ZM6 155H10V157H6ZM87 155V154H86ZM105 155H107V152H106V154ZM104 155V156H105ZM164 155V154H163ZM19 156H18V159L20 160V162H21V158H23V156L21 157V158H19ZM26 156V155H25ZM88 156V155H87ZM103 156V157H104ZM115 156V155H114ZM156 156V155H155ZM157 156L156 157H154V159L156 158L157 159ZM159 156H161V155H159ZM32 157V158H31ZM86 157V156H85ZM107 158H108V156H106ZM105 157V158H106ZM111 157H112V155H111ZM153 157H151V158H153ZM26 158V157H25ZM110 158V157H109ZM162 158H163V156H162ZM162 158H159V159H162ZM189 158V157H188ZM13 159V158H12ZM11 159V160H12ZM16 159H17V157H16ZM29 159H28V161H29ZM102 159H104V158H102ZM112 159H113V157H112ZM153 159V160H154ZM171 159V158H170ZM173 159V158H172ZM171 159V160H172ZM190 159V158H189ZM15 160V159H14ZM19 160H17V161H19ZM158 160V159H157ZM169 160V159H168ZM175 160V159H174ZM191 160V159H190ZM4 161V162H3ZM23 161V160H22ZM24 161H26V160H24ZM103 161V160H102ZM160 161V162H159ZM158 161V164L160 163L161 164V162L163 161H161V160H159ZM176 161V160H175ZM185 161V160H184ZM192 161V160H191ZM10 162H12V161H10ZM168 162V161H167ZM264 162V161H263ZM90 163V162H89ZM106 163V162H105ZM155 163V162H154ZM163 163V162H162ZM171 165L173 164V161L170 163ZM237 164H241V166L240 167H237ZM260 164V163H259ZM16 165V164H15ZM162 165H165L164 163L162 164ZM161 165V166H162ZM166 165H169L168 163L166 164ZM192 165V164H191ZM190 165V166H191ZM3 166V165H2ZM91 166V165H90ZM152 166H153V164H152ZM157 166V165H156ZM23 167V168H24ZM158 167V166H157ZM157 167H153L154 168V170H156V168ZM163 167V166H162ZM229 167H232L231 169H229ZM2 168V167H1ZM107 168V167H106ZM194 168V167H193ZM262 168H264V167H262ZM158 169V175L161 173L160 171H159V167L157 168ZM2 170H3V168H2ZM153 170V171H154ZM261 170H263V169H261ZM163 171H165V172H162V174L164 173H166V169H165V166H164V168H163ZM1 172V171H0ZM4 172V174H6V171H3ZM104 172V171H103ZM243 172H245V171H243ZM107 173V172H106ZM173 173H175V172H173ZM37 174V173H36ZM49 174V173H48ZM100 174V173H99ZM103 174H105V173H103ZM168 174V173H167ZM167 174H165V175H167ZM176 174V173H175ZM3 175V174H2ZM27 175V174H26ZM50 175V174H49ZM170 175V174H169ZM40 176V175H39ZM164 176V175H163ZM163 176H162V178H163ZM8 177V176H7ZM50 177V176H49ZM102 177V176H101ZM101 177H99V178H101ZM154 177V176H153ZM158 177V176H157ZM170 177H172V174H171V176ZM175 177V176H174ZM3 178V177H2ZM1 178V179H2ZM6 178V177H5ZM24 178V177H23ZM40 178H41V176H40ZM107 178V177H106ZM159 178V177H158ZM0 179V180H1ZM15 179V178H14ZM108 179V178H107ZM164 179H166L165 178V176H164ZM163 179V180H164ZM182 179V178H181ZM197 179V178H196ZM2 180H4V179H2ZM1 180V181H2ZM100 180H102V179H100ZM104 180V179H103ZM157 180V179H156ZM160 180L161 179H159L158 181H159V183H160ZM173 179H171V181H172ZM175 180V179H174ZM176 180H178L177 178H176ZM183 180V179H182ZM11 181V180H10ZM154 181V180H153ZM164 182V181H163ZM184 182V181H183ZM2 183H3V181H2ZM158 183V182H157ZM158 183V184H159ZM167 183V182H166ZM166 183H164V184H166ZM180 183V182H179ZM179 183H177V185L179 184ZM182 183V182H181ZM228 184V183H227ZM246 184V183H245ZM167 186H169L168 184H166ZM166 185H165V187L164 186H162V188H164L165 190H166ZM184 185V184H183ZM219 185V184H218ZM242 185H243V183H242ZM241 185V186H242ZM250 185V184H249ZM253 185V184H252ZM180 186V185H179ZM229 186V185H228ZM240 186V187H241ZM244 186V185H243ZM262 186V185H261ZM70 187V186H69ZM176 187V186H175ZM178 187V186H177ZM248 187V186H247ZM258 187V186H257ZM260 187V186H259ZM10 188V187H9ZM81 188V187H80ZM84 188V187H83ZM73 189V188H72ZM224 189V188H223ZM261 189V188H260ZM75 190V189H74ZM82 190V189H81ZM90 190H91V188H90ZM257 190V189H256ZM263 190V189H262ZM72 191V190H71ZM70 191V192H71ZM84 191V190H83ZM88 191V190H87ZM162 191V190H161ZM168 191V190H167ZM175 191H176V189H175ZM183 191V190H182ZM68 192V191H67ZM69 192V193H70ZM159 192V191H158ZM164 192V191H163ZM162 192V193H163ZM166 192V191H165ZM164 192V193H165ZM180 192V191H179ZM257 191H255L253 188L250 190V194L251 195H255V196H257L258 194V192L256 193ZM88 193V192H87ZM96 193H98V192H96ZM161 193V192H160ZM174 193V192H173ZM187 193V192H186ZM73 194V193H72ZM82 194V193H81ZM176 194H177V192H176ZM178 194H180V193H178ZM183 194V193H182ZM94 195H96V194H94ZM127 194H125V197H127L126 196ZM164 195V194H163ZM167 195V194H166ZM169 195V194H168ZM167 195V196H168ZM238 195V194H237ZM263 195V194H262ZM117 196V195H116ZM165 196V195H164ZM175 196V195H174ZM182 196V195H181ZM181 196H179V197H181ZM185 196V198H186V195H184ZM260 196V195H259ZM58 197V196H57ZM98 197V196H97ZM104 197V196H103ZM118 197V196H117ZM119 197H120V195H119ZM122 197V196H121ZM120 197V198H121ZM170 197V196H169ZM99 198V197H98ZM97 198V199H98ZM102 198V197H101ZM122 198H124V197H122ZM46 199V198H45ZM44 199V200H45ZM88 198H53L52 200H45V201H41V202H39V203H30L29 204V206L30 205H32V206H34V207H36L38 210H39V212L41 213V215H56V214H61V215H65L66 216V218L68 217L69 219H71V221L73 222V226H76V228L77 227H81V228H84V230H82V231H80V229L79 230H73V229H75L73 226H69V225H64V224H60V225H56V224H53V225H49V226H44L43 225V223H41L40 224V222L38 223V222H31V221H29V222H31V224H30V228H32L35 232H39V233H47V238H46V240H44L43 242H44V246H42V247H40V246H35L33 249L34 250H36V251H38V252H43L45 255H46V257H47V259H50V256L51 255H62V253L65 251V254H66V261H64V262H62V264H88V260H87V258H85L84 256H82V254L80 255V256H75V257H72V255L73 254H77L78 252H81V251H83L84 252V249L86 248L87 249V245H86V247L84 248L83 247V244H87L88 242H86L85 241V243L84 242H82L81 241V235H84L85 237H87L86 236V234H87V231H88V228L89 227H91L90 225H88L87 223H88V217H80V218H77V216H76V214L77 213H79V212H82V211H86V210H88V200H87ZM96 199V198H95ZM109 199V198H108ZM128 199V201L130 202V200H129V198H126V200ZM101 200V199H100ZM104 200V199H103ZM103 200H102V202H103ZM124 200V199H123ZM106 201V200H105ZM104 201V202H105ZM109 201V200H108ZM127 201V202H128ZM108 203V202H107ZM106 203V204H107ZM109 203H110V201H109ZM98 204H101V203H98ZM98 204H96V205H98ZM112 205V206H111ZM122 205V204H121ZM120 205V202H119V198H114V200L112 201V204L110 203V206L112 207V211H113V219H114V221H116L117 222V224H119V221H120V218L122 217L121 216V211H120V209H119V206H121ZM123 205H124V203H123ZM127 206L129 205H131V204H126ZM133 206V205H132ZM98 207H99V205H98ZM123 207V206H122ZM32 208V207H31ZM103 209V208H102ZM127 209H129V208H127ZM95 210V209H94ZM263 210V209H262ZM261 210V211H262ZM260 211V212H261ZM109 212V210H106L105 211V213H104V215H103V219H104V221H109L110 220V217H109V214H111V213H108ZM23 213V212H22ZM21 213V214H22ZM28 214V213H27ZM18 217H19V214H16ZM24 214H22V216H23ZM89 215V214H88ZM94 215H95V213H94ZM133 215H134V211L132 212L131 210L128 212V216H129V219H130V221H132L135 217H133ZM15 216V215H14ZM26 216V215H25ZM29 217V216H28ZM27 217V218H28ZM47 217V216H46ZM16 218V217H15ZM64 218V217H63ZM67 218V219H68ZM91 218H93V217H91ZM112 218V217H111ZM23 219V218H22ZM56 219V218H55ZM29 220H33V218L31 219V218H29ZM36 220V219H35ZM61 220V219H60ZM59 220V221H60ZM93 220V219H92ZM102 220V219H101ZM38 221H40L39 219H38ZM50 221V220H49ZM48 221V222H49ZM54 222V221H53ZM110 222H112V221H110ZM52 223V222H51ZM60 223H61V221H60ZM130 223V222H129ZM28 224V223H27ZM47 224V223H46ZM45 224V225H46ZM49 224V223H48ZM57 224H59V223H57ZM113 224V223H112ZM111 224V225H112ZM132 224H134V222H132ZM109 226V225H108ZM27 228H29V227H27ZM120 228V227H119ZM122 228V227H121ZM214 228V227H213ZM105 229V228H104ZM116 229V228H115ZM114 229V230H115ZM211 229V228H210ZM33 230H28V231H33ZM121 230V229H120ZM27 231V230H26ZM214 231H216V230H214ZM35 232H34V234H35ZM115 232V231H114ZM118 232V231H117ZM211 232V234H212V230L210 231ZM36 233V234H37ZM99 233V232H98ZM119 233V232H118ZM200 233V232H199ZM206 233V232H205ZM209 233V232H208ZM207 233V234H208ZM224 233V232H223ZM30 234H31V232H30ZM43 235V234H42ZM103 235V234H102ZM203 235H205V234H203ZM226 235V234H225ZM41 236V235H40ZM194 236V235H193ZM234 236V235H233ZM39 237V236H38ZM37 237V238H38ZM43 237V236H42ZM118 237V236H117ZM213 237V236H212ZM84 238V237H83ZM105 238V237H104ZM116 237L114 236V238L113 239H115ZM123 238V237H122ZM128 238V237H127ZM246 238V237H245ZM44 239V238H43ZM85 239V238H84ZM87 239V238H86ZM94 239V238H93ZM100 239V238H99ZM238 239V238H237ZM88 240H89V238H88ZM87 240V241H88ZM206 240V239H205ZM27 241H29V242H34L35 240H34V238L32 237V236H28V239H27ZM97 241V240H96ZM100 241V240H99ZM103 241V240H102ZM208 241V240H207ZM215 241V240H214ZM231 241V239H229V237H222V238H220V239H218V241L216 240L215 242H214V244L216 243V242H218V243H221V244H225V243H228V242H230ZM237 241V240H236ZM246 241V240H245ZM106 242V241H105ZM131 242V241H130ZM42 243V242H41ZM92 242H90V244H91ZM97 243V242H96ZM134 243V242H133ZM201 243V245L203 244L202 242H200ZM217 243V244H218ZM98 244V243H97ZM103 244V243H102ZM130 244V243H129ZM196 244V243H195ZM208 244V243H207ZM210 244H212V245H214L213 243H210ZM209 244V245H210ZM36 245V244H35ZM92 245H93V243H92ZM121 245V244H120ZM244 245V244H243ZM97 246V245H96ZM202 246H204V245H202ZM236 246V245H235ZM33 247V246H32ZM91 248H92V246H90ZM205 247V246H204ZM212 247V246H211ZM223 247V246H222ZM90 248V249H91ZM93 248H94V246H93ZM99 248V247H98ZM116 248H117V245H116V243L113 245V250H116ZM198 248H199V246H198ZM197 248V249H198ZM201 248V247H200ZM199 248V249H200ZM209 248V247H208ZM206 249L207 251L209 250V249ZM213 248V247H212ZM220 249H221V247H219ZM97 249V248H96ZM105 249V248H104ZM214 249V248H213ZM216 249H218V247H216ZM222 249H224V247L222 248ZM238 249V248H237ZM93 250V249H92ZM202 250H204V248L202 249H200V253H201V251ZM219 250V249H218ZM32 251V250H31ZM90 251L91 250H89V252L87 253L88 255L87 256H89L90 254ZM102 251V250H101ZM108 251V250H107ZM195 251L196 250H194V253H195ZM205 251V250H204ZM224 252H225V250H223ZM98 252H100V251H97V253ZM112 252V251H111ZM209 252V251H208ZM220 252V251H219ZM251 252V251H250ZM202 253H203V251H202ZM211 253V252H210ZM215 253V252H214ZM216 253H218V252H216ZM245 253V252H244ZM43 254V255H44ZM64 254V253H63ZM92 254V253H91ZM99 254H102V253H99ZM99 254H97V255H99ZM109 254V253H108ZM118 254V253H117ZM127 254V253H126ZM198 254V253H197ZM208 254V253H207ZM206 254V255H207ZM42 255V254H41ZM40 255V256H41ZM218 255H219V253H218ZM68 256H70V257H68ZM74 256V255H73ZM99 256H101V255H99ZM112 256V255H111ZM200 256V254L198 255V257ZM204 256H205V254H204ZM92 257V256H91ZM207 257H209V256H206V258ZM113 258V257H112ZM170 258V257H169ZM210 258H211V254H210ZM221 258H223V259H225L226 261H227V264H248V258L247 257H245V255H243L242 254V252H237V251H233V252H231V249H230V253H228V254H225V253H222L221 255H220V259ZM42 259V258H41ZM44 259V258H43ZM88 259H90V258H88ZM99 259V258H98ZM102 259V258H101ZM107 259H109V258H107ZM204 259V258H203ZM51 260V259H50ZM59 260V259H58ZM63 260V259H62ZM61 260V261H62ZM94 260V259H93ZM110 260V259H109ZM170 260V259H169ZM187 260V259H186ZM210 260V259H209ZM222 260V259H221ZM221 260H219V261H221ZM101 261V260H100ZM114 261V260H113ZM166 261V260H165ZM171 261H173V260H171ZM182 261V260H181ZM184 261V260H183ZM205 261V260H204ZM250 261V260H249ZM43 262V261H42ZM57 262V261H56ZM108 262V261H107ZM112 262V261H111ZM163 262V261H162ZM49 263V262H48ZM176 263V262H175ZM223 263V262H222ZM251 263H252V261H251ZM56 264V263H55ZM109 264V263H108ZM112 264V263H111ZM168 264V263H167ZM171 264V263H170ZM177 264V263H176ZM212 264V263H211ZM214 264H217L216 262L214 263ZM253 264H254V262H253Z\"/></svg>",
    "mask_w": 264,
    "mask_h": 264
}]
</instances>
